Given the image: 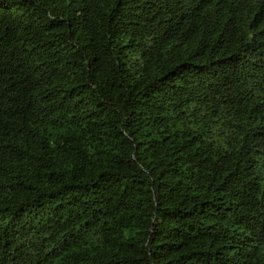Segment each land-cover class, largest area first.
<instances>
[{"label":"trees","instance_id":"16d2710c","mask_svg":"<svg viewBox=\"0 0 264 264\" xmlns=\"http://www.w3.org/2000/svg\"><path fill=\"white\" fill-rule=\"evenodd\" d=\"M0 264H264V0H0Z\"/></svg>","mask_w":264,"mask_h":264}]
</instances>
